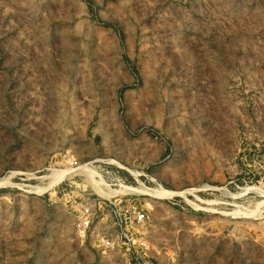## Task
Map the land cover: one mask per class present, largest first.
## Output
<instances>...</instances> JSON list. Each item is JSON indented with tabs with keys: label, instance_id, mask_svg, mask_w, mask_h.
<instances>
[{
	"label": "rangeland",
	"instance_id": "1",
	"mask_svg": "<svg viewBox=\"0 0 264 264\" xmlns=\"http://www.w3.org/2000/svg\"><path fill=\"white\" fill-rule=\"evenodd\" d=\"M0 264H264V0H0Z\"/></svg>",
	"mask_w": 264,
	"mask_h": 264
},
{
	"label": "built area",
	"instance_id": "2",
	"mask_svg": "<svg viewBox=\"0 0 264 264\" xmlns=\"http://www.w3.org/2000/svg\"><path fill=\"white\" fill-rule=\"evenodd\" d=\"M106 203L115 221V227L118 229V231H114L116 236L123 240L124 244L133 246V236L139 233L127 230V223L130 225L135 224V226H141L145 221L146 215L142 210L137 208L126 207L124 209H119L118 204L112 202L111 200H107ZM91 220L92 215L89 210L83 209L80 216L77 218L76 225L80 234L85 235V233L89 230ZM109 239L110 238H105V240H103L106 245H109ZM139 246L143 247L144 245L140 243Z\"/></svg>",
	"mask_w": 264,
	"mask_h": 264
},
{
	"label": "bare ground",
	"instance_id": "3",
	"mask_svg": "<svg viewBox=\"0 0 264 264\" xmlns=\"http://www.w3.org/2000/svg\"><path fill=\"white\" fill-rule=\"evenodd\" d=\"M78 170H82L84 173H86L89 176L90 183L94 191L97 194H99L100 197H103V198H109L113 196L115 197V196H119V195H123L127 193L142 194L143 192H146V193L148 192L149 194L159 197L160 195L165 193L163 190L153 191V190H149L145 188L134 189V188L123 187L117 190H113L109 188L103 182V179L99 175H96L95 171L92 170L88 165H82L78 168ZM71 172H74V170H70L69 172H67V170L66 171H53L54 181L57 182L61 180V178H63L67 174H70Z\"/></svg>",
	"mask_w": 264,
	"mask_h": 264
}]
</instances>
